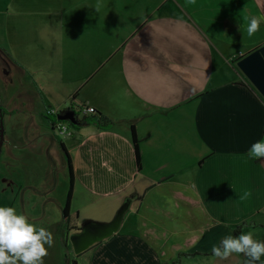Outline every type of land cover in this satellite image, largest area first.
<instances>
[{
    "label": "crops",
    "instance_id": "obj_1",
    "mask_svg": "<svg viewBox=\"0 0 264 264\" xmlns=\"http://www.w3.org/2000/svg\"><path fill=\"white\" fill-rule=\"evenodd\" d=\"M253 16L262 22L249 37ZM262 45L264 0H0V52L43 107L4 136L10 154L1 152L0 168L15 171L17 183L10 207L49 231L59 223L66 162L39 166L41 155L25 147L44 149L53 136L74 179L69 226L76 229L58 231L63 248L64 235L107 224L128 204L118 231L75 256L77 264H168L180 253H212L241 225L258 237L264 159L247 153L264 140V99L236 63ZM70 104L91 106L115 125L59 139L45 111Z\"/></svg>",
    "mask_w": 264,
    "mask_h": 264
},
{
    "label": "rangeland",
    "instance_id": "obj_2",
    "mask_svg": "<svg viewBox=\"0 0 264 264\" xmlns=\"http://www.w3.org/2000/svg\"><path fill=\"white\" fill-rule=\"evenodd\" d=\"M10 64H12V62L9 61L2 52H0V107L1 109L4 110V112L3 110L0 111L2 114L4 136L6 134V137H9L11 131H13L15 134L18 132V129L15 127H18L21 124L22 119L25 116L35 115V113L33 114L31 112L36 110H43L36 89L33 88V85L26 84V82H23L21 78L22 75L19 72L18 68L14 66H10ZM81 118L82 117L79 116V119ZM46 138L48 140V143L45 145L44 149L43 148L35 149V147H32V145H36V144H31V142L26 141L25 147L26 149H28L27 151L35 152V154L41 155L38 161L34 160L35 163L39 166H41V164L53 166L54 162H57V165H59V162L62 159L64 162L65 159L59 146V140H57L53 136H47ZM59 139L62 138L60 137ZM4 143L5 144H2L1 147V152L3 156L6 154L7 155L10 154L9 146L6 139ZM22 146L23 143L21 144V147ZM31 177L32 176H29V178ZM34 178H37V176L35 175ZM45 180L46 183L47 182L50 183V185L49 184L47 185V188L48 190H51L53 187L52 185L54 184L53 178L51 176L49 177L48 174L45 173ZM4 186L6 187L5 189ZM16 186L17 183H16L15 171H11L8 169V171L3 174L0 168V207H10V204L12 203V202L10 203L11 200L10 198L12 196V192L16 190L17 188ZM49 211L51 212V210ZM57 213H59V221H58L59 223L57 225L55 223L56 226H54V228L50 231L53 234L54 244L51 248L48 249V256L44 258V264H70L72 260L77 261L76 258L77 256L74 255L71 243L70 241H68L69 238L65 240L66 236L65 235L63 236V240L65 241V245H66L65 248H63V244L61 242V234L60 233L57 234L58 231L62 230L63 228L62 209L56 211V214ZM23 215H25L28 218L30 223L36 225L37 228L42 226L37 217L35 216L28 217L27 214H23ZM51 215L53 216L52 221L54 222L55 216L53 215L52 212ZM217 217H219L220 219L226 218L223 212L217 214ZM263 218H264L263 214L256 216L255 217L256 223H261L263 221L262 220ZM230 223H231L230 224L231 227H237V225L241 224L242 222H239L238 224L236 222H230ZM253 238L260 242H264V233L259 234L258 237L253 236ZM66 241H68V243ZM45 247H47V245H45ZM187 253L190 254L192 252H187ZM177 257L175 259H177ZM245 259L246 257L243 254H233L227 260L219 259L217 260V262H212V264H244ZM198 260L199 258L197 259V257H193V258L181 257L179 264H198L199 263ZM256 264H264V256H262L261 260L256 262Z\"/></svg>",
    "mask_w": 264,
    "mask_h": 264
},
{
    "label": "clouds",
    "instance_id": "obj_3",
    "mask_svg": "<svg viewBox=\"0 0 264 264\" xmlns=\"http://www.w3.org/2000/svg\"><path fill=\"white\" fill-rule=\"evenodd\" d=\"M191 2L195 3V0ZM261 22V18L255 16L250 19L247 26L249 37L259 31ZM247 155L250 159H264V140L253 143ZM250 195L246 191L240 199L245 200ZM53 244V234L45 227L37 228L13 207H0V264H44ZM212 254L220 260L243 254L246 257L244 264H256L264 256V242L254 239L251 232L229 235L219 246L212 247Z\"/></svg>",
    "mask_w": 264,
    "mask_h": 264
},
{
    "label": "water",
    "instance_id": "obj_4",
    "mask_svg": "<svg viewBox=\"0 0 264 264\" xmlns=\"http://www.w3.org/2000/svg\"><path fill=\"white\" fill-rule=\"evenodd\" d=\"M236 67L262 99H264V45L239 59ZM57 118L60 121L70 122L72 124L76 123L75 115L72 112H65ZM3 141L4 128L0 111V152ZM127 208L128 204H124L113 220L107 224H87L82 228L81 232L70 235L68 240L71 243L74 255L78 256L94 244L114 235L120 227Z\"/></svg>",
    "mask_w": 264,
    "mask_h": 264
},
{
    "label": "trees",
    "instance_id": "obj_5",
    "mask_svg": "<svg viewBox=\"0 0 264 264\" xmlns=\"http://www.w3.org/2000/svg\"><path fill=\"white\" fill-rule=\"evenodd\" d=\"M247 86V88L259 99L261 100L259 94L253 89V87H251L248 84H245ZM77 107H80L78 105L75 104H70L69 107H65V108H61L57 111L56 114L53 115H45L46 118L49 120L52 129H54V126L56 125L57 122H60V120H58V116L61 114H64L65 112H72L75 115V120L76 123L72 124L70 122H67L68 125L70 126V128L72 129V138L76 137V133L82 129L85 126H93L95 127L97 130H110L113 128V126L115 125V122H113L112 120H110L108 117L104 116L103 114L97 112L95 110V113L93 115L87 116V117H82L81 119H79L77 117V113L75 112V109ZM0 110L1 109L0 107ZM4 112V110H3ZM263 135H264V126H263ZM131 140L133 143V147L135 150V157H136V163L137 166L140 167V158H139V147H138V140L134 131V127H131ZM60 149L65 157V162H66V166H67V172H68V177H69V188L67 191V196H66V201L64 206L62 207V217H63V228L62 229H66L67 231H71L74 230L76 228L69 226L70 224V216H69V212H70V204H71V198H72V190H73V170H72V166H71V160L70 157L68 156V153L66 151V149L64 148V145L61 143L60 144ZM243 225L237 227L234 230V236H239L242 232L243 229ZM65 243V241H64ZM66 246V245H65ZM81 255V254H80ZM213 256L212 253L210 254H201L199 252H192L190 254L188 253H180L178 254L177 259H175L173 262H171L170 264H179L180 258L181 257H189V258H193V257H197V256ZM79 256V255H78ZM77 256V257H78ZM70 264H77V262L75 260H72L70 262Z\"/></svg>",
    "mask_w": 264,
    "mask_h": 264
},
{
    "label": "built area",
    "instance_id": "obj_6",
    "mask_svg": "<svg viewBox=\"0 0 264 264\" xmlns=\"http://www.w3.org/2000/svg\"><path fill=\"white\" fill-rule=\"evenodd\" d=\"M68 105L67 107H69ZM80 107H77L75 109V112L77 113V117H87L90 115H93L95 113V109L91 106L88 105H78ZM59 109H54V108H49L45 111L46 115H53L56 114ZM54 131L55 133L63 138H71L72 137V129L68 125L67 122L60 121L57 122L56 125L54 126Z\"/></svg>",
    "mask_w": 264,
    "mask_h": 264
},
{
    "label": "flooded vegetation",
    "instance_id": "obj_7",
    "mask_svg": "<svg viewBox=\"0 0 264 264\" xmlns=\"http://www.w3.org/2000/svg\"><path fill=\"white\" fill-rule=\"evenodd\" d=\"M67 240V239H66ZM69 241V240H68Z\"/></svg>",
    "mask_w": 264,
    "mask_h": 264
}]
</instances>
